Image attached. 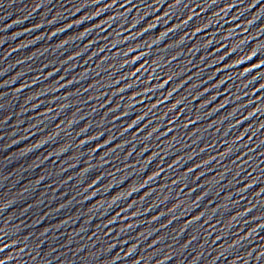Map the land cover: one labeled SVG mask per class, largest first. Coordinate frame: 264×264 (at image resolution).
Segmentation results:
<instances>
[{"label": "snow or ice", "instance_id": "obj_1", "mask_svg": "<svg viewBox=\"0 0 264 264\" xmlns=\"http://www.w3.org/2000/svg\"><path fill=\"white\" fill-rule=\"evenodd\" d=\"M0 264H4V261H0Z\"/></svg>", "mask_w": 264, "mask_h": 264}]
</instances>
